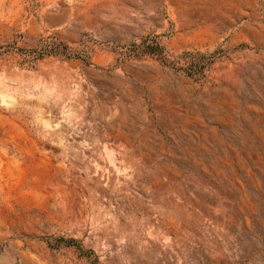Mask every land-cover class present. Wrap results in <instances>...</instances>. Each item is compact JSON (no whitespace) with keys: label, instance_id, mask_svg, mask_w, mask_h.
Here are the masks:
<instances>
[{"label":"rangeland","instance_id":"1","mask_svg":"<svg viewBox=\"0 0 264 264\" xmlns=\"http://www.w3.org/2000/svg\"><path fill=\"white\" fill-rule=\"evenodd\" d=\"M0 264H264V0H0Z\"/></svg>","mask_w":264,"mask_h":264}]
</instances>
